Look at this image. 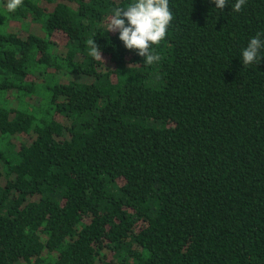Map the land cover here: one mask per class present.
Instances as JSON below:
<instances>
[{
    "label": "trees",
    "instance_id": "1",
    "mask_svg": "<svg viewBox=\"0 0 264 264\" xmlns=\"http://www.w3.org/2000/svg\"><path fill=\"white\" fill-rule=\"evenodd\" d=\"M132 2L0 0V264H264V0H169L152 65Z\"/></svg>",
    "mask_w": 264,
    "mask_h": 264
},
{
    "label": "clouds",
    "instance_id": "2",
    "mask_svg": "<svg viewBox=\"0 0 264 264\" xmlns=\"http://www.w3.org/2000/svg\"><path fill=\"white\" fill-rule=\"evenodd\" d=\"M216 8L224 9L228 0H213ZM23 0H7L9 12H14L22 6ZM246 0H235L232 6L234 12H240ZM169 0H134L126 8L117 7L105 22L106 32H118L119 40L127 50H134L143 57L146 65H152L160 57L151 49L166 38L167 30L173 20ZM89 55L104 63L99 46L92 39L87 41ZM264 48V39L257 33L252 37L241 52L242 64H259L260 49Z\"/></svg>",
    "mask_w": 264,
    "mask_h": 264
},
{
    "label": "rangeland",
    "instance_id": "3",
    "mask_svg": "<svg viewBox=\"0 0 264 264\" xmlns=\"http://www.w3.org/2000/svg\"><path fill=\"white\" fill-rule=\"evenodd\" d=\"M52 40L57 44V46H62L65 43V37L62 33L57 32L52 35ZM25 80H30V77H25Z\"/></svg>",
    "mask_w": 264,
    "mask_h": 264
}]
</instances>
